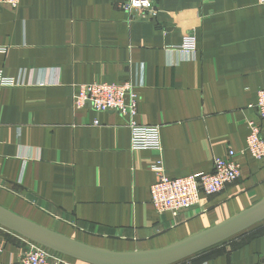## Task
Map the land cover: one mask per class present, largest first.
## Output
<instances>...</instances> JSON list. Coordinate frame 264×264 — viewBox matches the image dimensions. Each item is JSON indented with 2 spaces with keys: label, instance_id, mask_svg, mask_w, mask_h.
I'll return each mask as SVG.
<instances>
[{
  "label": "crops",
  "instance_id": "obj_1",
  "mask_svg": "<svg viewBox=\"0 0 264 264\" xmlns=\"http://www.w3.org/2000/svg\"><path fill=\"white\" fill-rule=\"evenodd\" d=\"M124 1L0 3V71L16 81L0 86V205L90 246L133 252L171 246L264 199V158L242 153L250 120L264 138L251 106L264 89V5L154 0L158 16L144 21ZM95 81L136 85V120L160 126L161 149H132L117 111L74 107L78 85ZM229 149L241 165L235 182L176 216L157 211L159 162L172 177L211 172ZM5 238L0 261L19 260L25 238ZM188 258L264 264V219Z\"/></svg>",
  "mask_w": 264,
  "mask_h": 264
},
{
  "label": "built area",
  "instance_id": "obj_2",
  "mask_svg": "<svg viewBox=\"0 0 264 264\" xmlns=\"http://www.w3.org/2000/svg\"><path fill=\"white\" fill-rule=\"evenodd\" d=\"M21 0H0V3L16 8ZM264 5V0H260ZM122 8L129 13L131 20L152 21L158 16L159 9L154 0H125ZM185 49L193 51L195 40L192 36L185 41ZM16 81L0 71V86H12ZM140 95L131 81L110 83L95 81L78 85L74 94L75 108L91 106L97 111H117L126 116L127 126L131 131L132 149H161V130L158 125L141 124L136 118L139 113ZM257 113L264 119V89L258 91L255 105ZM98 123V122H96ZM250 133L247 145L242 153H250L256 159L264 158V138L260 124L256 120L249 122ZM237 152L229 149L225 156L216 157L211 172L172 177L163 171L162 164L156 165L157 180L152 186L151 200L159 212H169L176 216L181 211L199 204L201 193L214 195L222 192L225 187L235 182L241 175V165L236 160ZM16 233L0 225V254L5 249V233ZM18 234V233H16ZM20 235V234H19ZM24 237V236H23ZM26 247L20 253L19 260L0 264H89L73 259L66 254L53 250L43 244L26 237ZM191 258H185L172 264H190Z\"/></svg>",
  "mask_w": 264,
  "mask_h": 264
},
{
  "label": "water",
  "instance_id": "obj_3",
  "mask_svg": "<svg viewBox=\"0 0 264 264\" xmlns=\"http://www.w3.org/2000/svg\"><path fill=\"white\" fill-rule=\"evenodd\" d=\"M264 219V199L253 207L171 246L117 252L90 246L35 223L0 205V225L89 264H172L207 249Z\"/></svg>",
  "mask_w": 264,
  "mask_h": 264
},
{
  "label": "rangeland",
  "instance_id": "obj_4",
  "mask_svg": "<svg viewBox=\"0 0 264 264\" xmlns=\"http://www.w3.org/2000/svg\"><path fill=\"white\" fill-rule=\"evenodd\" d=\"M22 236V235H21Z\"/></svg>",
  "mask_w": 264,
  "mask_h": 264
}]
</instances>
